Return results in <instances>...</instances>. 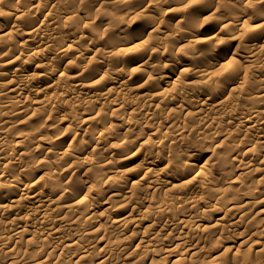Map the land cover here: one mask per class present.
Wrapping results in <instances>:
<instances>
[{
	"label": "bare ground",
	"instance_id": "6f19581e",
	"mask_svg": "<svg viewBox=\"0 0 264 264\" xmlns=\"http://www.w3.org/2000/svg\"><path fill=\"white\" fill-rule=\"evenodd\" d=\"M0 1L7 4L14 1L12 9L0 11V190H3L0 193V227H4L0 228V258H8L3 264H18L26 259L27 254L20 253L16 244L19 240H24L29 245L37 238L46 240L44 243L50 245V248L42 256L43 253L40 252L43 251L44 244L36 247L34 252L39 254L33 264H80L91 255L99 256L94 264H109L111 259H119L121 255L125 256V260V246L106 240L102 233L103 227L92 226L103 214L109 216L112 213L109 209L119 203L110 208L98 209L100 198L90 197L93 190L97 194L102 193L106 199L120 198L122 205L113 210L118 214L112 217V222L120 223L117 226L124 239L132 244L137 241L132 251L141 253L146 249L163 261V264L169 257H174L170 264H191L190 256L194 252L189 254V246L200 242L201 233L208 232L209 227L220 234L225 230L240 228L250 217L249 211L243 206L251 208L252 217L257 212L263 216L260 219L263 222L261 227L248 229L250 237H237L234 232L231 236L217 237L216 241L223 246L224 251H228L234 240L236 251L246 247L256 255L253 258L245 249L241 264H264V189L255 186L239 194L233 201H226V196H233L234 192L242 190L238 177H231L228 189L214 190L211 195L196 193V189H200L208 179L206 166L209 160L216 164L234 160L233 156L225 155L220 150V143L229 138L222 139L211 151L206 150L205 161H199L203 150L191 152L186 156L187 160L194 161L191 167H179L176 173L178 179L185 178L191 172L192 175L170 187L172 202L186 204L184 214L179 215L176 221L171 219V224L179 228V231L168 238L170 245L159 248L163 237L169 236L175 228L166 230L163 227L156 230L152 221L145 222L146 212L154 210V218L160 217L169 203L160 202L154 207L144 193H148L151 186L159 187L165 182L162 177L168 176L166 173L169 168L182 166L184 163L180 156L169 159L151 151L160 146L161 139L169 140L172 136V139L179 140L177 143L180 145L186 140L185 127L180 126L179 121L173 118L170 125L174 130L167 132L163 130L164 118L149 112L161 105L169 106L173 113L175 109L186 113L192 111L198 120L204 121L206 127L213 130L214 137L217 136L215 126L218 117L212 115L219 113L222 117L232 116L231 120L239 131L255 137L251 146L238 152L236 148L240 144L233 138L229 140L228 145L233 154L244 157V161H236L235 168L245 171L251 180L264 179V76L258 75L252 86L241 68L246 64L259 71L264 69L260 58L264 55V45L259 44L257 37L252 35L247 44L243 45L244 54L240 55L239 60L226 50L229 41L237 42V39L243 38L238 32L250 18L241 13V7L249 0H235L229 5L228 15L217 20L218 29L210 35V38L218 41L216 48L201 50L200 54L190 56L186 62L176 59L169 65L164 63L160 69H154L166 70L162 74L165 78L162 80L163 85L171 87H162L160 91L153 93L142 92V84L130 87L129 85L138 82L130 81L134 77L129 76L123 80L119 76L131 70L130 67L135 62L149 64L164 53H170L173 50L172 42L177 38H186L179 42V45L186 48L196 44L204 45V40L187 36L193 31L192 28H184L178 33H166L163 30L170 20L176 25H186L189 22V15L182 7L181 0H163L161 8L147 14L128 43L124 38L115 39L114 36L103 43L104 30L96 29L94 37L80 31L78 34L74 33L70 40L63 39L57 47H54L53 42L58 37V27L63 28L68 20V24L74 20L66 5L84 0ZM153 2L154 0H87L86 5L90 6L91 11L95 8L92 17L94 20L98 17V10L109 5L108 10L100 15L99 21L128 29V22L141 18ZM209 2L212 1H207ZM209 11L210 14H215L212 6ZM20 18L26 21L25 25L17 23L16 20ZM88 18L89 15L85 13L77 19L92 26V22H86ZM239 43L240 41L236 43L232 52H235ZM83 44H86L85 47L78 50V53L74 56L70 54ZM160 44L165 46L163 50L156 47ZM146 47L147 55L141 60L120 59L121 54L127 50L140 51ZM217 54L218 59L215 58ZM204 55L211 60L202 61ZM29 61H33L32 73H27ZM171 66L178 67V71L169 73L168 68ZM94 68L96 71L93 73ZM187 78L195 80L179 85V82L188 80ZM232 87L235 92H232ZM124 89L126 93L134 94L123 93ZM187 95L191 97L184 106L182 98ZM238 95H242L241 100L250 105L244 111L232 106ZM65 97L72 98L75 105L68 111L61 109L58 118L53 117L52 114L58 110L57 100ZM25 98L32 100L31 105L35 107L31 113L38 112L39 117L31 120L32 129L29 133H16L15 140L7 143L8 136L2 129L8 123L14 125L15 122V126L21 124L18 120L11 121L9 116L19 113L20 109L14 106ZM139 98L145 100L140 103L137 101ZM77 107L81 109L78 122H69ZM103 107L116 118L109 119L108 114L96 111ZM125 115L129 117L125 118ZM136 116H140V121H133ZM29 117L31 115L26 118ZM138 130L144 133L131 141L126 138L129 132ZM50 131L56 134L49 135ZM95 133H98L96 138L93 137ZM260 149L263 157L258 158L257 152ZM136 161L139 162L131 165ZM83 176L85 180H82ZM238 199L244 201L242 205ZM125 202L130 203V209L124 205ZM126 210L137 211L138 214L130 217L126 215ZM206 210L221 212L223 216L207 226L209 222L205 217ZM234 213L238 215L232 217L226 225V216ZM129 222L133 225L129 226ZM66 224L77 225L73 232L68 233L71 236L69 238L59 235ZM136 228L142 233L135 232ZM44 230L47 233H42ZM83 239L90 242L80 244ZM9 243H12V247ZM185 245L187 247L176 254V249ZM216 253L212 260H219L217 264H220L226 259L225 254L220 251Z\"/></svg>",
	"mask_w": 264,
	"mask_h": 264
},
{
	"label": "rangeland",
	"instance_id": "374dc122",
	"mask_svg": "<svg viewBox=\"0 0 264 264\" xmlns=\"http://www.w3.org/2000/svg\"><path fill=\"white\" fill-rule=\"evenodd\" d=\"M90 1H96V0H90ZM162 1L163 0H154L153 4L150 5L149 10L146 13H143L141 18L132 19L130 22H128L127 25H129L131 29L130 28L122 29V27L118 28L116 25H113V24H110V25L102 24L99 21L100 15L104 14L108 10L109 5H105L100 10H98V12H97L98 17L94 20L92 17L94 16L95 8H93L91 11L89 8L90 6L86 5L87 0H84V2H82V1L77 2L76 4H68V5H66V7L69 11L72 12V15H73L72 20L73 19L74 20L72 22H70L69 24H68V21H70V20H68L65 24V27L63 26V28L61 26H60L61 28L58 27V29H57L58 30L57 31L58 37L53 42V45H54V47L59 46L62 43L63 39L70 40V39H72V36L74 33L78 34L80 31H84V32H86V34L88 36L94 37V32L96 29L104 30L103 39H102L103 43L108 41L111 36H114L115 39L124 38L125 42L128 43V40L133 37L135 31L140 28L139 24L143 20L146 19L147 14H151L153 11L161 8V2ZM207 1H209V0H181L182 7H184L185 11L189 15V22L186 25H176L172 20H170V21H168L167 26L163 29L164 31H166V33H172V32L178 33V31H181L184 28H192L193 31L190 34H187V36H194L200 40H204L205 42H204L203 46H199L196 44L194 46H188L186 48L184 46L179 45L180 44L179 42L182 41V39H186V38H183V37L177 38L178 40H174V41H178V42H174V41L172 42L173 43V50H171L170 53H164L161 57L155 59V61L153 59L149 64L146 63V64L141 65V62L140 63L135 62V64H133L132 67H130L131 70L123 72L119 76V78L126 80L127 77H129V76L134 77L130 81H132V82L138 81L137 84L133 83L129 86L135 87V86L142 84V85H144L142 88L143 89L142 92H147V93L158 92L161 90L162 87L169 89L171 87V85H168L167 87L163 85V81L165 80V78L162 77L163 76L162 74H164V71H166V70L158 71V70H154V69H160L164 63L169 65V64L175 62L176 59L177 60L179 59V60L186 62V60L190 56H196L197 54H200L201 50H208V49L216 48L217 47L216 45H218V43H217L218 41L216 42L215 40L210 38V35L212 36V34L216 32V30L218 29L217 20H220L219 18H223L226 15H228L227 12H229V5L231 3H234L235 0H211L212 2H209V3H207ZM13 3H14V1H12L11 3H8V4L4 1H0V11L10 9L11 5ZM205 3H207V5ZM209 5H211L213 7L215 14H210L209 9L211 10V6H209ZM85 13H87L89 15V18L87 19L86 22H92V26H90V25L80 21L79 19H77L79 16H83ZM241 13L244 15H247V17L250 18L248 20V22L246 23V26L238 32V34L240 33L241 35H243V38H242V40L237 39V42L240 41V43L237 44L238 47L235 49V52H232V49L236 46L237 42L229 41L228 42L229 45L226 46V50L228 51V53H230L231 56L237 60H239L240 55L244 54L242 52L243 45L247 44L248 39L252 35L257 37L256 39H257V42L259 44L264 45V0H260V1L249 0L248 2H246L241 7ZM59 14H60V12H59ZM235 14H239V13L235 12ZM38 16H40V15H38ZM1 21H3V19H1ZM16 21L20 25H25V23H26V21L23 18L17 19ZM68 29H70V30H68ZM240 34H239V36H240ZM200 43H202V42H200ZM219 44H220V42H219ZM85 45L86 44H83L81 46H77V49L76 50L74 49L70 54L71 55L73 54V56H74L76 53H78V50L85 47ZM156 47H160L161 50H163L165 46L163 44H160V45H156ZM222 47H225V46L222 45ZM147 52H148L147 47L145 49H141L140 51L127 50L123 54H121L120 59H132L133 58L134 61L135 60H141L142 58L146 57ZM0 55H2V52H0ZM218 55L219 54H217V56H215V58L218 59V57H219ZM228 57H230V55ZM260 58H261V61L264 63V55L260 56ZM201 60L209 62L211 60V58L205 57V55H204L201 58ZM48 63L51 64V62H48ZM32 65H33V61H29L27 73L33 72L34 68ZM237 67L238 66H236V68ZM241 68L244 72H246L247 81L251 82L252 86H253V84H255V81H256L258 75L264 76V69L259 71L255 67H251V65H246V64H243L241 66ZM127 69H129V68H127ZM178 69H179L178 67L171 66L168 68V71H169V73H171V72L176 73L178 71ZM95 71H96V68H94L92 70L93 73ZM160 75H161V77H160ZM192 80H195V79L192 78V79L185 80L183 82H179V85H184V83H186L188 81H192ZM227 87L230 88V86H228V85H227ZM233 88L234 87H232V92H235V90H233ZM122 92L126 93L125 89ZM126 94L133 95L134 93L131 92V93H126ZM235 94L237 95V93H234V95ZM190 97H191L190 95H187V96L182 98L183 99L182 104L184 106H185V102L190 100ZM241 98H242V95H238L237 99L233 100L232 106H234L239 111H244V109L248 108L250 105L247 103L245 104L241 100ZM34 99H35V97H34ZM144 100H145L144 98H139L137 101L142 103L141 101H144ZM31 101L32 100L25 98L24 100L19 102L16 106H14L15 108L20 109V111L18 114H14L12 116H9L10 120L11 121L18 120L19 123H21V124H19L18 126H15V122H14V125H11L8 123L7 125L4 126L5 128L2 130L5 131L6 132L5 135L8 136L7 143H10V142L15 140L14 135H16V133H21V132L22 133H29V131H31L32 128L30 127V123L33 122L31 120L39 117L37 115V114H39L38 112L31 113L35 107V106L31 105ZM190 104H193V102H191ZM73 105H75V103H73V99L70 97H65V98H62L61 100H57L56 107L58 108V110L52 114L53 117L58 118V114H59V111L61 109H63L64 111H68V109ZM158 106H160V105H158ZM172 108L175 109V107H172ZM1 110L2 109L0 108V111ZM96 111L97 112L99 111V113H101L103 115L108 114L109 119L110 118H114V119L116 118L105 107L100 108V110L97 109ZM127 112L129 113V106L128 105H127ZM140 112H142V111H140ZM149 112H153L156 117L162 116L164 118L162 120V124L164 126L163 130H165L167 132H170V130L171 131L174 130L172 128V125H170L171 124L170 122L173 118L175 120L179 121L178 124L180 126L185 127L184 133L186 135V140H185L183 145H180L179 143H177L179 140H174V139H172V136H171L169 138V140L168 139L167 140L161 139V143L159 144L160 146L157 148L151 149V151L153 153L162 154L163 157H165V158L173 159L176 156H180L181 158H183V161H184L182 166L180 165L177 167H171L167 170L168 173H166V175H168V176L162 177L163 181L165 180V182H163L159 187H155L156 188L155 189V188H152V186H151V190L148 193H144V195L147 197L148 201H150L151 205L154 207L159 205L160 202L169 203L167 210H165L161 214L160 217L154 218L155 212L154 213L152 212L154 210H151V211L145 213V222L146 221H152V224H154L156 230H159L163 227H165L166 230L167 229L169 230L171 228H175V229H173L174 231L171 232V234H169V236L163 237V239L160 241V246H159L160 249L169 246L170 243L168 242V238H171L172 236L176 235L179 231V228H176L174 224H171V219H174V221H176V218L179 217V215L181 216L184 214V211L186 208V204H184V203L172 202L171 198L173 196V193L171 192L170 187L172 184L178 183L182 180L189 179V177H191L192 172H191V174L184 176L185 178L178 179L176 176V173L178 172L179 167H181V169L186 167V169H187V168L191 167L190 165L194 162V161H190V160L186 159L187 154H190L191 152H199V151L203 150V152H201V157L199 158L200 159L199 161L203 162V161H205V157L207 156L206 150L211 151L212 148L216 144L220 143L222 139L229 138L228 140L220 143V150L225 155L233 156L234 160L233 161L229 160L223 164H216L213 160H209L207 162V166H206V172H207L208 179L204 184H202L200 189H196L197 194L211 195L214 193L213 192L214 190L228 189L227 186L230 185L229 180L231 179V177H238L239 181H241L240 188L242 187V190H239L238 193L234 192L233 196H230V197L226 196V201H233L237 196L239 197L241 194L253 189V187H255V186H258V187L264 189V179L251 180L249 174H246L245 171L242 172L241 170H239V168H235V164H237V162H239V161H244V157L240 156V154H233V151L231 150V148L228 145L229 140L231 138H233V140H235L237 143L240 144L239 145L240 147L236 148V151L238 152V150H241L242 148H245L248 145L251 146L255 140V137L252 134L245 135L243 132H241V130L239 131L235 127L234 121L231 120L232 116L225 115L222 117L221 114H219V113H215L212 115L213 117H218V119H216L217 124L215 126V128L217 129V130H215L217 133V136L214 137V133H212L213 130L209 127H206V124L204 121L198 120L197 116L192 111H189L188 113H186V111L180 112L179 110L175 109L174 113H173L169 109V106L161 105L160 108L153 110V111L151 110ZM29 113H31V114H29ZM29 115H31V117L26 118ZM0 116H1V114H0ZM80 116H81V109H79L77 107L76 112L73 113V119H69V122L77 123ZM124 117L127 118V117H129V115H125ZM136 120L140 121V116H136L135 118H133V121H136ZM52 130H53V128H52ZM140 131L141 130H138L137 132H129L127 134L126 138L129 141H131V140L135 139L136 136H138L139 134L144 133V132H140ZM48 134L53 136L56 134V132L50 131V132H48ZM97 135H98V133H95V134H93V137L96 138ZM145 137L146 136L144 135L143 139H145ZM80 138H81V136H79V139ZM145 145H146V143H145ZM257 153H258V158L261 156L263 157V151L261 149ZM138 162L139 161L133 162V163H131V165H134ZM201 162H199V163H201ZM161 165H163V164H161ZM219 165H221V166H219ZM241 172H242V174H240ZM85 175H88V174H85ZM79 176H82V175H79ZM81 178H82V180H85L84 176ZM2 191L3 190H0V193ZM101 194H97V192L95 190H93L90 193L91 198H96V197L100 198V199H98V201H99V203H98L99 208L98 209H101V208L104 209L106 207L110 208V206H112V205H115L117 203H119V204L109 209V211L112 212L109 216H108V214H103V216L98 217L96 219V221L93 222L92 226L96 227L98 225V226L103 227L102 233L104 235V238L106 240H111L113 242H117V243H120L123 246H125L123 254H125V253L127 254L125 260H123L125 256L121 255L119 257V259H111L109 261V264H163V261H161L158 257L153 256L152 254L148 253V250H146V249L143 250L141 253L132 251L137 241L132 244L128 240L124 239L123 235H121L120 228L117 226L120 223L119 222H112L113 221L112 217H115L118 214L117 212H115L113 210L117 206L122 205V203L120 202L121 201L120 198L117 200L106 199V198H104V195H101ZM237 201L239 202L240 205H242V203L244 202L242 199H238ZM124 205L127 207V209H128V207L130 209V203L126 204V202H125ZM243 207L247 211H249L250 217L247 219L248 221L246 220V222H244L240 228H237L235 230H233V229L232 230L231 229L225 230V232H222L220 234L219 231H214V230H212L211 227H209L208 232H203V233L204 234L211 233L210 235H204L203 233H201L199 236L200 242L197 244H195L196 242H194L195 245L192 244L191 246H189V250H188L189 254L194 252L190 256L191 257V264H200V263L217 264V262H219V260L218 261L212 260L213 256L215 254H217L216 253L217 251L223 252L225 254V257H226V259L220 264H241L242 263V255L245 251H248L249 253H251V256L253 258L256 257V255L253 252H250V250H248V248H246V247L240 248L241 251H236V249L234 247H236L237 245L235 244L236 241H234V240L230 243L231 248L228 251H224V249L222 248L223 246H220L219 243H217V241H216L217 237L231 236L232 234H234V232H235V235L236 236L239 235V237H241L243 235H247L248 237H250L251 234H249V232L247 231L248 229L257 228L258 226L259 227L262 226L263 222H261L260 219L263 216H261L257 212L256 214H254V217H252V215H253L252 211L253 210L251 208H246V206H243ZM243 207H240V209H244ZM98 209H95V210L100 212L101 210H98ZM126 211H127L126 215H128L130 217H133L136 214H138L137 211H131V210H126ZM206 211L207 212L205 214V217H206L207 221L209 222V223H207V226L214 223V221L217 218L223 216V213H221V212L215 213L214 211H210V210L209 211L206 210ZM54 213L55 212H53V214ZM237 215H238L237 213L228 214L225 218L226 225H228V223L232 220L231 219L232 217H236ZM128 225L130 226L133 224L131 222H129ZM76 226H77L76 224H66V226L61 229L62 232L59 233V235H63L67 238L71 237V236H69L68 233L73 232V230L76 228ZM0 228H4V227L1 226ZM182 230L187 231V229H182ZM45 232H46V230H44L42 233H45ZM135 232L142 233V231H139L138 228L135 229ZM28 237L29 236H26V238H28ZM44 241H46V240H42V238H37L34 243L26 245L24 240H19L18 243L16 244V247H17V249L20 250V253H26L27 258L18 264H33L32 262L35 259H37V255L39 254V253H35L34 249L41 244H44V245H43V251L40 253H43L42 256H45L47 250H49V248H50V245H45L46 243H44ZM88 241L90 242V240H87V242ZM87 242L85 241V239H83L79 243L82 244V243H87ZM189 243L190 242H188V244ZM9 246L12 247V243H9ZM186 247H187V245L179 246L176 249V251H177L176 254H178L179 251H183ZM58 249H59V246H58ZM245 249H247V250H245ZM56 252L58 253V251H56ZM53 257H54V255H53ZM98 257L99 256H92L91 255V256L83 259L80 264H94V261H96L98 259ZM7 259H8L7 257L6 258H0V264H3L2 262H5ZM173 259H174V257L167 258L164 261V264H170L171 261H173ZM59 264H63V263H59Z\"/></svg>",
	"mask_w": 264,
	"mask_h": 264
}]
</instances>
